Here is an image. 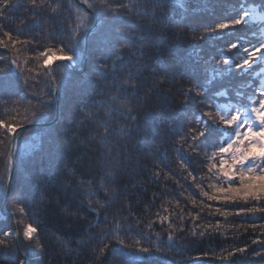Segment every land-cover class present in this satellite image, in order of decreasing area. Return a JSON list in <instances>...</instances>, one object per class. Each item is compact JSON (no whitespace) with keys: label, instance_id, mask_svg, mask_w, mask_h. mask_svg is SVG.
Returning <instances> with one entry per match:
<instances>
[{"label":"snow or ice","instance_id":"obj_1","mask_svg":"<svg viewBox=\"0 0 264 264\" xmlns=\"http://www.w3.org/2000/svg\"><path fill=\"white\" fill-rule=\"evenodd\" d=\"M82 3L86 5V9H76L75 26L71 28L67 42L61 39L59 44L45 47L36 53L33 59L38 63L34 68L28 69L30 73H34V85L39 83L38 77L42 76L49 82L48 89L38 96L32 93V100L36 103L33 104L30 100L23 110L18 106L9 107L11 103L18 105V101H9L7 98L0 100L5 109L4 114L8 117L0 119V146L7 148L6 162L9 170V180L0 187V191L4 193L12 215H38L35 211H26L25 202L27 205L35 203L41 211L55 207L58 215L70 224L82 225L78 231L89 233L87 242L97 238L100 240L99 245L86 249L98 264H105L106 250L122 264H148L152 260H158L159 264H194L196 260L206 258L209 254L204 252L186 259L170 258L168 252L172 248L176 249L175 255L178 257H183L186 251L176 242L171 231L166 240L161 239L157 233L158 243L151 248H134L132 244H125L118 235L121 230L131 231L122 222H109L105 216V227L95 234L91 230L100 223V209L106 203L114 202L122 190L113 187L117 183L118 173L125 171L133 159H141L145 149L159 153L160 145L153 147V144L157 136L163 139L162 133H178L177 143L173 147L181 161V167L188 164L192 154L198 155L202 147L213 149L210 153H204L208 160V179L211 181L207 185L208 190L202 187V178L200 183H195L200 197L205 199L199 201L198 213H189L193 221L200 219V214L205 212L209 219L219 215L264 221V80H260L258 85H249L252 88L249 93L237 90L235 99L228 96L227 89L208 94V85L224 71H238V74L248 75L257 66L264 65V32L255 42L243 35L248 32L253 20L264 21V14L258 16L257 7H249L242 0L234 18L223 16L214 24L186 25V18H175L165 11L170 8V0H130L128 3H122L121 0H82ZM17 8L24 9L20 25L27 26L33 22L29 20L28 13H32L33 17H43L47 23L48 20L55 19L54 16L46 15L48 11L57 13L60 5L49 3V0H26L25 3L0 0V20L11 23L8 13ZM260 8L264 11V3L260 4ZM157 16L161 19L159 26L155 27ZM184 26L191 33L186 44L177 43L184 35L182 31H173V40L166 41L169 27L175 29ZM237 26H240L241 34H238ZM198 28L201 30L197 35ZM17 30L22 29L18 26ZM0 33V49L19 52L18 46L32 44L31 40L13 36L12 30H6L3 24H0ZM49 35L55 36L56 32ZM226 35L235 38L224 41ZM204 40L224 42L216 53L206 54L196 46L197 42ZM89 43L99 54L85 70L84 48ZM180 47L188 49L183 57L176 52ZM165 49L169 50L167 59H164ZM233 52V56L225 54ZM57 61L63 62L64 67L59 80L53 71V65ZM181 62L200 64L203 73L210 72L211 75L203 81L196 79L186 88L169 72L171 66ZM0 64H3L0 67V80L8 78L9 81L15 80L18 85L19 78L24 75L22 70L17 71L21 69L19 58L15 55L11 59L0 56ZM205 64L207 67H203ZM37 68L43 71L37 72ZM73 72L80 73L83 79L89 80L95 91L85 93L86 100L68 115L67 127L58 131L55 125H48L42 129L53 145L50 152L41 156L42 162L46 160L47 163H42L40 174L32 180L27 192L23 189L13 191L11 172L24 165L22 155L14 154L16 142L33 126L48 124L51 110L58 101V93L67 86ZM257 75H264V72ZM23 84L25 88L29 87L27 78ZM165 84L170 86L167 90L163 89ZM173 91L183 96L179 101V108L171 103ZM3 93L4 89L0 88V96ZM161 95L169 101L165 112L159 116L155 110L145 113L150 104L158 102L153 101V96L159 98ZM220 97H224L227 102L221 103ZM92 108L100 111L89 110ZM200 108L205 111H197ZM140 113H145V116L141 117ZM189 115L194 118V123L193 120L186 119ZM64 121L65 117L60 115L58 123ZM73 124L78 126L79 131H71ZM113 136L117 137L114 141ZM24 139L27 141L30 137L25 136ZM36 139L38 143L35 150L41 151L43 138ZM72 141L79 142L73 144ZM110 142L112 146L105 147ZM81 148L84 149L83 152L80 151ZM3 155L0 152V156ZM92 157L96 158V165L103 171H97L85 180L82 178V170L92 169ZM102 160L107 163L101 164ZM155 175L159 177L160 173ZM188 176L192 177V173L189 172ZM196 179L192 177L193 182ZM49 189H55V197ZM123 190H127L126 186H123ZM190 199L196 206L197 200L193 197ZM214 203L220 206L214 207ZM86 214H95L96 219L89 221L84 227ZM168 219V216L161 217L162 221ZM180 220L184 221L183 209ZM17 223L23 225V242L18 230L0 229V251L11 257V264H29L25 259L29 251L34 259L42 260L40 253L45 244L40 239L39 225L25 224L22 220ZM148 227L151 228V223ZM203 227L208 231L200 232L201 237L225 228L219 220ZM169 228H172L171 224ZM248 228L253 232L259 228L261 234H264V223L248 225L244 231L247 232ZM57 231L60 234L56 236V243L62 246L65 257H71L75 261L81 255L79 246L85 242V238L78 239L76 245L72 246L70 238L77 232ZM113 232L116 233L113 237L116 242L111 245L104 243L109 238V233ZM196 234L193 229L192 236ZM140 235L141 238H150L151 234ZM252 244L258 245L260 250H252L248 244H244L214 258L220 264H253L257 259L260 264H264V240L258 237L252 240ZM164 245L167 247H163Z\"/></svg>","mask_w":264,"mask_h":264},{"label":"trees","instance_id":"obj_2","mask_svg":"<svg viewBox=\"0 0 264 264\" xmlns=\"http://www.w3.org/2000/svg\"><path fill=\"white\" fill-rule=\"evenodd\" d=\"M82 2V0H80ZM26 0H13V3H25ZM122 3H128L130 0H121ZM242 0H170V8L166 9V12H170L175 18H186L185 24H199V23H212L219 22L220 17L228 16L229 18H234L237 14ZM247 6L257 7V15L264 14L261 10L260 4L264 3V0H243ZM49 3H57L60 8L57 13H52L51 10L48 11L46 15L54 16L55 19L48 20L45 23L43 17H33L32 13H28L29 20L33 22L31 24L20 25V18L24 13L23 8H17L13 12H9L8 16L11 19V23L8 21L0 20V24L4 25V28L11 29L13 36H19L21 40H31V45H20L18 46L20 51L13 52L0 49V56L8 57L11 59L14 55L19 58L21 63V69L24 75L19 78V84L15 80L9 81L8 78L0 80V88L4 89L3 96H0V100L7 98L9 101H18L19 104L11 103L9 107H19L23 110L31 100L33 104L36 103L32 100V93L37 96L41 95L43 91H46L49 87V82L42 76L38 77L39 83L34 85V73H30L28 69H32L37 65V61L33 59L36 53L42 51L45 47L56 45L60 43L63 39L67 42V38L70 35L71 28L75 26L76 22V9L79 6L75 0H49ZM159 11V10H158ZM127 19V18H125ZM160 16H157V25L159 26ZM145 21H141L144 23ZM22 29L17 30V27ZM201 29L198 28L197 35ZM238 34H241L242 30L240 26H237ZM173 31H182L184 35L180 37L177 42L181 45L186 44L191 33L188 31L186 26L171 28L169 27L168 35L166 36V41H172ZM51 32H56L55 36L49 35ZM264 32V21L259 19L253 20L249 26V30L243 33L249 40L255 42L256 39ZM2 35V33H0ZM235 37L226 35L224 41H231ZM220 40L216 41H199L197 42V47L202 48L204 53H216L220 45L224 42ZM82 47L84 45L82 44ZM86 54L85 60V70H87L88 64L94 61L99 54L97 51L93 50L91 43L84 48ZM168 49H165L164 59H167ZM188 49L185 47H180L176 49L179 56L183 57L187 53ZM226 55L233 56V53H225ZM42 63V61H41ZM3 64H0L2 67ZM207 67V65H203ZM263 68L257 66L254 68L253 72L248 75L238 74V71H224L222 75L217 76L210 85H208V94L211 95L217 90H228V96L235 99V92L237 90L244 93H249L252 88L249 85H258L260 80L264 75H257L261 73ZM43 70L37 68V72H42ZM54 74L57 80L60 79L61 73L64 72L63 63L57 64L54 69ZM169 72L173 73V78L182 86L189 87L194 83L196 79L201 81L209 78L211 73H203L200 64L189 62V63H178L169 68ZM179 73V75H176ZM28 79L29 87L25 88L23 81ZM34 85V86H33ZM170 86L168 84L163 85V89L167 90ZM95 91L91 87L90 81L83 79L80 73H72V78L67 82V86L63 88L58 93V101L51 110L50 119L55 118V110L58 108V115L54 123L57 130L67 127L66 119L73 109L80 107L81 103L86 100L85 93ZM153 101H158L157 103H152L145 110V113L155 110L157 116L160 113L165 112V108L168 104V100L164 95L159 98L153 96ZM183 99V96L173 91L171 97V103L174 107L179 108V101ZM219 101L221 103L227 102L224 97H220ZM207 100L205 99V104ZM91 111H100L95 108L89 109ZM191 110L189 106V111ZM87 111V110H86ZM199 112L205 111L204 108L197 109ZM5 109L0 104V119H7L8 117L4 114ZM145 113H140L141 117L145 116ZM167 114V113H165ZM63 115L65 121L63 123H58V117ZM175 115V114H173ZM118 119V118H114ZM186 119L193 120L194 118L189 115ZM208 119V117H205ZM48 126H33L31 129L25 131L21 137L16 142L14 148V154L22 155L24 159V165L21 168L15 170L14 178L12 182L11 189L13 191L23 189L28 191L32 180L40 174L42 163L46 164L47 161L42 162L41 156L43 153L50 152L53 145L50 144L48 138L44 135L42 129ZM186 131V129H182ZM71 131H79L77 125L73 124L71 126ZM161 136H157L156 141L153 144L160 145L159 153L150 152L145 149V154L139 160L133 159L127 166L125 171H121L117 175V183L113 187L121 188L122 190L116 196L115 201L112 203H106V206L100 209V223L92 228V234L99 232L105 227L104 218L107 216L109 222H122L125 226L130 227L131 231L121 230L118 235L124 241L125 244H132L133 247H153L158 243L156 234L158 233L161 239H167L169 232L175 237L177 243H180L181 247L186 249L183 257H178L175 255L176 249L172 248L168 252L170 258L175 259H186L190 257H196L204 252L209 254L208 257L196 260L194 264H220L219 260L215 259V256H219L226 250H231L234 247H240L244 244H248L252 250H260L258 245L252 244V240L259 237V239L264 240V234H261L259 228L255 232L251 228H248L247 232L244 229L251 224L264 223L262 220L254 219H243L240 217H221L216 215L211 219L207 218V213L200 214L201 218L193 221L189 213L199 212V201L205 199L200 197L199 190L195 187V183H200L202 178V187L207 189L208 183L211 181L208 179V160L205 157V151L211 152L212 148H201L199 154H192V158L187 165L181 167V161L174 150L173 145L177 143L178 133L175 135H168L167 133H162ZM30 137L29 140H25L24 137ZM36 137L43 138V147L41 151H36L35 146L38 143ZM2 138V137H0ZM117 137L113 136L112 140H116ZM79 141H72L73 144ZM111 142L105 147H111ZM94 147V146H93ZM81 152L84 151L83 148L80 149ZM0 152L4 155L0 156V187H3L7 182L8 177V166L6 162L7 148L0 146ZM91 155V153H89ZM136 154H133L135 156ZM93 167L92 169L84 168L85 180L92 175H95L97 171L102 172L103 169L98 167L95 163L96 158L92 157ZM107 163V161H101V164ZM159 172V177H156V173ZM192 173V177H196V181L193 182L192 177L188 176V173ZM99 180V177H97ZM123 186H126L127 190H123ZM53 197L56 195L55 189H49ZM103 193H101V196ZM4 193L0 191V209L1 203L4 199ZM190 197L197 200V205L194 206L191 203ZM87 199V198H86ZM96 199V198H93ZM207 203V201L205 200ZM26 211H35L38 213L36 216H23L21 217L18 213L12 215V210L8 206L6 200L4 211L9 213L5 218L0 216V229H17L20 232V238L23 242V225L18 224L17 221L22 220L23 223H32L33 225H39V235L45 244L42 255V260H36L33 258L31 251L26 256L29 264H98V262L91 257L90 253L86 251L93 247L94 245H99L100 240L92 242H87L86 237L89 235L88 232L78 231L82 225L80 224H70L69 221L65 220L62 216L58 215V210L55 207H48L46 210L41 211L35 203L27 205ZM219 204L214 203V207H219ZM183 209L184 221L180 220V212ZM168 216L167 221H162L161 217ZM115 218V220H114ZM96 219V215H87L83 223L86 227L89 221ZM219 220L225 228H222L218 232L212 234H206L203 237L200 236V232H206L203 225L212 223L215 224ZM151 223V228L148 227ZM169 224L172 228H169ZM62 231H76L77 234L72 236L71 245L75 246L77 240L80 238H85V242L80 244L79 251L81 253L80 257L75 261L71 257H65L63 254L62 246L56 243V236L60 233L57 230ZM193 229L196 230V236H192ZM141 233H150V238H141ZM2 234V233H0ZM115 232L109 233V238L104 241V243L114 244L116 241L113 239ZM137 242L138 245H137ZM102 246V245H100ZM163 247H167L164 245ZM160 255V254H157ZM105 264H122V262L111 255L108 250H106V256L104 258ZM0 264H11V257L4 252L0 251ZM148 264H159L158 260H152ZM253 264H260V260L257 259Z\"/></svg>","mask_w":264,"mask_h":264},{"label":"rangeland","instance_id":"obj_3","mask_svg":"<svg viewBox=\"0 0 264 264\" xmlns=\"http://www.w3.org/2000/svg\"><path fill=\"white\" fill-rule=\"evenodd\" d=\"M76 1V0H75ZM77 3V2H76ZM58 62V61H57ZM57 64L53 65V68L56 66ZM263 68V70H261L262 72H264V65H260L259 68ZM76 73V72H75ZM261 80H264V77L261 79ZM58 106V104H56ZM58 115V108L56 107V110H55V118H53V120L51 121H48L49 125H51L52 123H54L55 119H56V116ZM43 126V125H41ZM14 151V149H13ZM14 173L15 171L11 172V187H12V182H13V176H14ZM9 180V172H8V177H7V181ZM5 202H6V199H5V196H4V199H3V202L1 203V209H0V216L1 218H5L9 213L5 212L3 207L5 206ZM4 205V206H3ZM14 230H17L16 228ZM25 259H26V256H25ZM27 260V259H26Z\"/></svg>","mask_w":264,"mask_h":264},{"label":"water","instance_id":"obj_4","mask_svg":"<svg viewBox=\"0 0 264 264\" xmlns=\"http://www.w3.org/2000/svg\"><path fill=\"white\" fill-rule=\"evenodd\" d=\"M78 3H79L81 6H84V7H85V5H83L82 3H80V2H78ZM57 63H60V61L56 62V64H57ZM48 124H49V123H48ZM48 124H47V125H48Z\"/></svg>","mask_w":264,"mask_h":264}]
</instances>
